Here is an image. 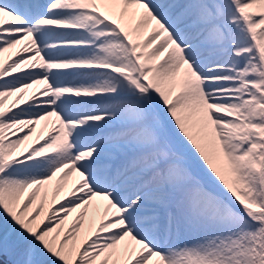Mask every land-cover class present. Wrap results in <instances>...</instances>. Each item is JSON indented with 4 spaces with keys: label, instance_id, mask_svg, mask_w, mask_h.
<instances>
[{
    "label": "snow or ice",
    "instance_id": "1",
    "mask_svg": "<svg viewBox=\"0 0 264 264\" xmlns=\"http://www.w3.org/2000/svg\"><path fill=\"white\" fill-rule=\"evenodd\" d=\"M0 264H264V0H0Z\"/></svg>",
    "mask_w": 264,
    "mask_h": 264
},
{
    "label": "bare ground",
    "instance_id": "2",
    "mask_svg": "<svg viewBox=\"0 0 264 264\" xmlns=\"http://www.w3.org/2000/svg\"><path fill=\"white\" fill-rule=\"evenodd\" d=\"M14 51H15V50H10L9 52H5V53L3 54V57H4L5 59H7V58L13 56ZM33 142H34V141H29V143H33Z\"/></svg>",
    "mask_w": 264,
    "mask_h": 264
}]
</instances>
